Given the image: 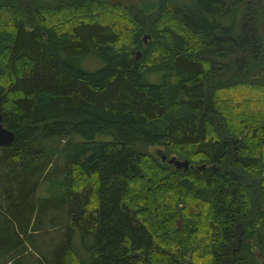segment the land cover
Masks as SVG:
<instances>
[{"label": "trees", "instance_id": "obj_1", "mask_svg": "<svg viewBox=\"0 0 264 264\" xmlns=\"http://www.w3.org/2000/svg\"><path fill=\"white\" fill-rule=\"evenodd\" d=\"M159 1L0 0V264H264V0Z\"/></svg>", "mask_w": 264, "mask_h": 264}, {"label": "rangeland", "instance_id": "obj_2", "mask_svg": "<svg viewBox=\"0 0 264 264\" xmlns=\"http://www.w3.org/2000/svg\"><path fill=\"white\" fill-rule=\"evenodd\" d=\"M139 3H157L158 5L160 4L159 0H137ZM166 4L169 2H173V4H177L180 0H163ZM186 1H190V0H186ZM151 34L147 29H143V33H142V37L141 39L142 41V45L145 44L146 42H150L151 40ZM140 49H137L136 52L139 53ZM139 55V54H138ZM91 63H89V61L85 58L82 63L84 66H86L87 68H93V66L100 64L99 60H95L94 58L91 60ZM149 78H151V80L153 81H157V79L159 78V73H153V74H149L148 75ZM238 90V89H237ZM79 135V134H78ZM75 134V137L78 138L81 136ZM111 136L110 135H102V133H96V135L94 136V138H101L102 140H106L109 139ZM59 144V141L56 143ZM147 149L150 150V152H152L153 154H158L157 151L158 150H163L164 147L162 145H154L153 143H150L147 145ZM165 150V149H164ZM57 179V178H56ZM53 179V180H56ZM52 179H48L45 182H42V188L41 191H43L44 188H53L56 189L57 185L55 183H53ZM59 180V179H58ZM63 210V209H62ZM50 216L52 219L51 222H43V224L45 223L46 225L43 226L42 224V229H39L38 231H36L34 233L35 238L33 239V243L34 246H30L29 245L26 247L25 253L29 254L25 259L26 261L30 262L31 264H34V259L37 256V249H43V250H47L49 249V247L55 243V241L61 237V232L64 228L63 223L59 222L61 219L65 218V212L61 211V214L59 216H61V218L58 220V224H55L53 222L54 219H56L58 217V212L54 209L50 208ZM57 214V215H56ZM54 223V224H53ZM178 225H180V221L178 219ZM79 228L76 226V230L74 232V246H77L76 248L81 251L82 254H90V255H96V252H94L93 250H91L90 248H86L85 246H83V241H82V234H80L79 232ZM13 258V257H12ZM12 260V259H11ZM9 262V261H8ZM12 263V262H11Z\"/></svg>", "mask_w": 264, "mask_h": 264}, {"label": "water", "instance_id": "obj_3", "mask_svg": "<svg viewBox=\"0 0 264 264\" xmlns=\"http://www.w3.org/2000/svg\"><path fill=\"white\" fill-rule=\"evenodd\" d=\"M1 119L2 115L0 112V146H4L10 143L14 139L15 135L12 128H10L9 126H5ZM157 153L162 160H166L168 163H172L173 166H180L184 170L187 168V164L189 162L187 157L180 159L176 154L167 156L161 149L158 150ZM199 166L202 167L204 166V164L201 162Z\"/></svg>", "mask_w": 264, "mask_h": 264}, {"label": "flooded vegetation", "instance_id": "obj_4", "mask_svg": "<svg viewBox=\"0 0 264 264\" xmlns=\"http://www.w3.org/2000/svg\"><path fill=\"white\" fill-rule=\"evenodd\" d=\"M228 1L230 2V1H234V0H228Z\"/></svg>", "mask_w": 264, "mask_h": 264}, {"label": "bare ground", "instance_id": "obj_5", "mask_svg": "<svg viewBox=\"0 0 264 264\" xmlns=\"http://www.w3.org/2000/svg\"><path fill=\"white\" fill-rule=\"evenodd\" d=\"M5 146V145H4Z\"/></svg>", "mask_w": 264, "mask_h": 264}]
</instances>
